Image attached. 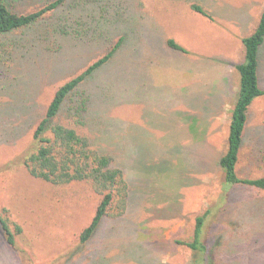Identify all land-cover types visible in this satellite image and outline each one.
<instances>
[{"label": "rangeland", "instance_id": "obj_1", "mask_svg": "<svg viewBox=\"0 0 264 264\" xmlns=\"http://www.w3.org/2000/svg\"><path fill=\"white\" fill-rule=\"evenodd\" d=\"M41 1L12 5L26 13ZM96 2L100 12L107 10V22L130 38L90 84L98 82L100 92L91 132L100 139L96 147L126 164L127 211L119 219L105 217L81 244L98 196L83 186L53 187L22 164L57 86L118 39L102 36L75 47L71 36L53 30L58 13H51L37 27L8 36L21 43L1 57L0 213L21 233L8 245L0 230V264H192V252L174 241H189L196 217L217 204L203 230L205 264H264V193L223 192L217 165L238 91L241 40L254 31L264 0ZM82 35L90 37L87 30ZM32 37L48 38L32 46ZM168 39L187 53L168 48ZM259 84L264 89V45ZM237 174L264 176V97L249 109Z\"/></svg>", "mask_w": 264, "mask_h": 264}, {"label": "trees", "instance_id": "obj_2", "mask_svg": "<svg viewBox=\"0 0 264 264\" xmlns=\"http://www.w3.org/2000/svg\"><path fill=\"white\" fill-rule=\"evenodd\" d=\"M13 1L0 0V63L5 52L13 51L21 43L22 38L10 36L37 27L51 13L55 16L58 13L53 30L61 36H71L73 42H76L75 47L91 45L89 41L94 42L102 36L118 37L105 54L57 86L42 118L32 131L31 146L22 158V164L32 178L59 189L83 186L98 196L95 213L79 234V242L84 244L91 239L105 217L119 219L125 215L129 205L131 188L125 174L126 164L124 167L117 160L115 152L96 147L95 141L100 142V139L91 132L96 119L94 107L100 92L97 91L98 82L91 85L92 88L90 84L98 72L128 45L130 38L118 32V25L107 22L103 17V12L107 10L102 9L100 12L101 7H97L96 0H46L38 2L37 8L26 13L14 11ZM191 9L209 18L201 6L191 5ZM81 21L84 25H81ZM80 28H83L84 33L87 30L90 37H83ZM33 31L39 32L38 29ZM47 38L32 37L31 45L36 46ZM241 42L244 57L235 66L238 91L231 111L226 150L217 165L223 174V192L243 187L264 193V176L243 178L237 174L249 109L256 99L264 97V89L259 84L260 50L264 45V9L254 31L243 37ZM166 45L174 51L187 53L173 39L166 40ZM61 115L63 117L60 119ZM217 209H220V204L215 209H206L196 217L189 241H174L176 245L184 246L192 252V264H205L208 261L203 230L209 216ZM0 230L8 245H13L15 236L21 233L20 226L11 223L2 213Z\"/></svg>", "mask_w": 264, "mask_h": 264}]
</instances>
